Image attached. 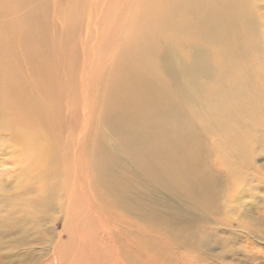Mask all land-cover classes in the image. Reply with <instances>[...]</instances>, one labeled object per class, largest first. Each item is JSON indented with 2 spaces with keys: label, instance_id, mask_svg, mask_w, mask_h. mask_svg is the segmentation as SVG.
Here are the masks:
<instances>
[{
  "label": "rangeland",
  "instance_id": "rangeland-1",
  "mask_svg": "<svg viewBox=\"0 0 264 264\" xmlns=\"http://www.w3.org/2000/svg\"><path fill=\"white\" fill-rule=\"evenodd\" d=\"M14 1L18 4L5 6ZM74 1L0 0V24L6 25L0 28V264H73V252L80 253L78 236L81 228L85 234L87 226L77 225L79 213L71 208V200L93 203L94 193L87 190L85 181V174L88 180L91 177L86 166L95 167L93 153L113 157L99 150L107 133L101 131V119L109 113L122 117L120 101L126 104L127 98L116 101L114 90L126 85L122 72L131 65L124 62V52L138 25L142 32L152 34L153 28L158 32L155 59H146L144 65L148 63L150 68L153 60L158 74L171 68L176 77L174 95L181 91L186 101L181 97L162 112L160 106H169L162 98L159 121L149 120V115L130 121L143 132L144 125L155 124L156 130L144 132L158 143L150 158L175 163L163 174L175 171L176 166L183 171L179 172L181 184L173 191L158 190L149 181L137 186L142 198L155 202L160 218L144 213L115 220L123 229L142 227L138 245L142 264H264V0H227L203 6L183 0V16L189 18V24H201L186 26L175 24L181 22L173 15L180 7L169 5V0H161L164 8L168 6L162 20L150 23L145 18L138 22L134 16L141 8H153L154 14H160L161 7L152 4L154 1L109 0V4L86 0L92 3L97 33L103 37H107V28L116 32L114 14H123L117 22L121 37L112 39L109 49L102 48L98 55L91 48L90 25L81 11L83 0ZM60 9L65 13L62 21ZM25 16H40V22L29 23L43 27L35 28L34 35H24L20 25L26 24L21 20ZM25 38L40 39L41 44L35 45L32 53L24 52ZM172 46L181 49L179 64ZM192 48L200 49L198 58L191 55ZM189 67L200 79L190 74ZM176 119L185 125L181 127ZM13 128L16 134L11 133ZM20 137H28L29 145ZM32 151L39 153L37 159L28 158ZM45 174L48 176L43 179ZM109 179L116 180L110 175ZM72 184L73 197L65 204L70 207L67 217L59 216L55 208H45V194L54 202L62 186L72 188ZM95 185L101 192L102 185ZM34 197L36 207H44V212L25 219L23 209L32 206L28 199ZM19 203H23L20 209L16 207ZM29 213L26 216L30 217ZM169 225L174 231L183 229L180 238L171 234ZM86 233L88 240V230ZM16 238L22 246L19 243L13 249L9 244ZM119 238L130 250L127 263L134 264L139 259L133 253L134 238L125 232L119 233ZM101 251L109 261L106 264H115L110 249L101 247Z\"/></svg>",
  "mask_w": 264,
  "mask_h": 264
},
{
  "label": "bare ground",
  "instance_id": "bare-ground-1",
  "mask_svg": "<svg viewBox=\"0 0 264 264\" xmlns=\"http://www.w3.org/2000/svg\"><path fill=\"white\" fill-rule=\"evenodd\" d=\"M21 1H23V0H21ZM27 1H29V0H27ZM34 1H37V0H34ZM106 1H109V0H106ZM194 1L198 5L203 6V5L208 4V3L223 4L227 0H194ZM5 2H6V0H4L3 3H5ZM74 2H76V0ZM151 2H153L152 4L161 7V13L156 15V14H154L153 8H150V9L145 10V11H143V9L141 8L140 11L134 16V19L136 21L140 22L144 18H145L146 22H149L150 20H156V19L162 20L165 12L168 10V6L166 8H164V6L161 4V0H151ZM169 2H170L169 5H177L180 7L179 10H177V12L173 13V15L177 16L181 21V22L176 21V23H175L176 25H181V26L201 25L198 21H194L192 24H189V18L183 16V12L185 11V9L182 8L183 0H169ZM71 3H72V0H71ZM108 3L111 4L110 1ZM12 4H18V3L16 1H14L13 3H6V5L5 4L4 5L6 7H9ZM72 4H74V3H72ZM87 4H89V5H87ZM2 6L3 5L0 3V7H2ZM236 8H238V6ZM29 9H31V8H29ZM81 11L85 14L87 22L90 25V32H91V36H92V37H90L91 38V48H92V50L97 51L96 55H98V53L102 50V48L104 50L105 49L108 50L110 44L113 43L112 39L118 40L121 37V35H122L121 26H120V23H117L121 19H123V14L121 12H117L116 14H114V17L109 15V17L113 18L112 20H113V24L116 27V32L110 31V30H112V28H107L105 30L107 32V34H106L107 37H105V36L103 37L101 35V33H97V29H96L95 21H94V16L92 14V3H86V0H83V6H82ZM8 13H9V11H8ZM64 14H65L64 10L60 9L61 21L64 18ZM143 14H144V16H143ZM6 17H8V16H6ZM39 17L40 16H37V17L25 16V17L21 18V20L23 22H26V24L20 25L24 29V35H27V36L34 35L35 34L34 29L35 28L39 29V28L43 27V25L40 23H38V24H35V23L30 24L29 23V22H33V21L40 22L41 17L40 18ZM212 18H213V16H212ZM228 18H229V16H228ZM210 19H211V17H210ZM210 19H209V22L211 23ZM228 20H230V19H228ZM234 20H235V18H234ZM157 22H159V21H157ZM166 22H167V20H166ZM231 22L233 23L232 19H231ZM210 23H208V24H210ZM227 23H228V21H227ZM171 24H173V22ZM229 24H231V23H229ZM154 25H156V24H154ZM210 25L215 26V27H221L219 24H210ZM235 25H237V24H235ZM151 26H152V24H151ZM3 27L6 28V25L4 23H1L0 28H3ZM132 34H133V37L129 40L128 47L124 52V56H125L124 62L126 64H130L131 67H128L129 65H127L128 68H123V72L121 71L122 77L124 78L126 85L125 86H117L114 90V98L116 101H118L122 96H125L127 98L126 104H124L122 101H120V105L123 106L121 108V112H120L122 117H118L112 113H109V114H104L103 119H101L102 123H103L101 131L104 130V132L105 133L107 132V133H106V138H104L103 142H101L102 145H101V149H99V150L101 153H104V152L110 153L113 157H110V158L107 156L99 157V155L97 153H93V155L91 156V160L94 162L95 167L86 166V169L89 170V174L91 177H90V180H88V178H89L88 174H85L87 178H85V177L84 178L86 181L87 190L90 189L94 193L93 203H88L87 199H85L83 202H79L80 199L77 200L76 198L71 200L72 201L71 208L75 212L79 213V217L77 218L79 223L78 224L76 223V224L77 225L86 224L84 226H87L86 231L88 230V235H89V239L86 240V237H85V236H87L86 231L84 234L83 228L80 229V233H79L78 240H77L78 246H76V247H77V250L80 248L82 251H80V249H79L80 253H78V252L74 253L73 252V259H72V260H74L73 264H77V263L78 264H85L87 262H88V264H103V262L105 263L106 255L103 254L102 251L100 252L101 247L108 248V250L109 249L111 250L110 255L114 259L115 264H130L131 262L127 263V260H126V254L130 250L128 248H126L125 246H123V242H125V241L122 240L121 238H119V233H123V232L126 233V236L134 238L132 242L136 248V251L133 253H134L135 258L138 257L139 259L134 261L133 263L134 264H142L140 252H139L140 246H138L141 244L140 237H142V234H143L142 233V227L123 229L120 227V226H122V223L119 221H116L115 219L122 220V218L124 216L137 217L138 215H143L144 213H153L156 218H157V215L159 217V214H157V210L155 208V202H152L150 200H145L146 198L145 199L142 198L141 194L138 192L139 189L137 188V186H141L143 181H149L150 183L155 184L157 186L158 190L159 189H168V190L173 191L172 188L178 187L181 184L179 172L183 171V167L176 166L175 171L169 172L168 174H163V170L166 167H168L171 164H175V163L173 161H165L164 162L161 158L159 160L150 158V151L153 148L157 147L158 143L155 139L149 138L144 132L151 133L154 130H156L155 124L152 122V123H149L147 125H144V127H143L144 132H143L138 128V126L134 122L130 121V119L144 120L143 119L144 116L149 115L150 116L149 120H155L156 119L159 121L158 118L161 117L160 110L162 112L168 111L170 109V107L173 105L174 101L181 99L182 93H181V91H179L178 94L174 95V93L176 92V87L174 85L176 77H175L174 72L171 68L165 67V69H163L161 71V73L158 74V70H157L153 60L150 61L151 62L150 66H149L150 68H148V66H146L148 63L144 65V62L146 61V59H148V60L149 59H155L154 47L156 44L159 43V40H157V34H158L157 30L153 28L152 34L149 31L142 32V28L138 25L136 31ZM181 34H183V32L180 33L179 35H181ZM194 35H197V32L194 33ZM23 43L25 44L24 52L29 51V53H32V52H34L33 47L35 45H40L41 40L39 39L37 41H33L31 39L25 38L23 40ZM171 50L175 55L177 63L178 64L181 63V49L177 46H172ZM6 52H10V51H6ZM190 53L194 58H198L200 56V49L192 48ZM94 57H95V55H94ZM133 61H135V63ZM132 64H133V67H132ZM40 65H41V63H40ZM122 65H124V64H122ZM188 71L190 72V74H193V76L196 79H200V75L195 73V69L193 67H189ZM18 94L20 95L21 93H18ZM21 98H23V97H21ZM162 98H165L166 102L169 103L168 104L169 106L166 109L165 108L163 109L162 106H160V101ZM24 100H26V98H24ZM185 101H186V98L182 97V102H185ZM159 106H160V110H158ZM33 112L34 111H32V113ZM99 116L101 117V114ZM122 118L123 119L124 118L129 119V120L123 121ZM182 118H184V117H182ZM120 121H123V124L119 125ZM177 122L181 127H183L185 125L182 120H177ZM238 125L240 126L241 123L238 122ZM14 130L15 129L13 128L11 130V133L16 134V131H14ZM240 130H238V131H240ZM124 133H125V135H124ZM235 133H237V131H235ZM240 134H239V136H240ZM246 135H248V134H246ZM213 136H215V135H213ZM225 137H227V136L225 135ZM236 137H234V138H236ZM230 138L232 139V136ZM20 139L23 140L24 144L29 145L27 140H30V139L28 137H20ZM225 139L227 142L230 140V139L227 140V138H225ZM236 139H238V138H236ZM100 140H101V138H100ZM100 140H99V142H100ZM6 145L7 144H5V146ZM173 145H175V143H173ZM220 147H221V144H220ZM98 148H100V147H98ZM163 148H167V144ZM5 151H7V150H5ZM232 151H233V149H232ZM171 152H172V150H171ZM173 154H175V152ZM38 155H39V153L37 151H32L29 153L28 158L31 157L34 160V159H37ZM176 155L178 156V154H176ZM180 159H182V158H180ZM65 170H67V169H65ZM71 170H72V168H71ZM201 172H202V170H201ZM77 174H76V176H77ZM108 174L110 176L116 178L115 182L110 181ZM47 176H48V174H45L43 176V179H45ZM74 180H76V179H74ZM70 182H67L66 184L71 185ZM96 183L97 184L100 183L102 185V191L101 192H98V188L95 185ZM56 184H57V182H56ZM57 185H59V184H57ZM69 185L68 186L64 185V187L62 186V190H61L62 192L60 191L61 194L59 193L60 197H55L54 202H53L52 196L51 195L48 196L46 194L44 195L45 199L43 200L44 203L46 204V206H45L46 209L48 207L49 208H55L56 213L57 214L59 213V216H62L64 218L67 217V215L69 214V210H70V207L69 206L66 207L65 204L66 203L69 204V202H71L70 199L73 197L72 195H73L74 184H72V188ZM83 185H84V183H83ZM45 187H46V185H45ZM63 188H64V190H63ZM79 190L81 192V189H79ZM87 190H86V192L89 194V191H87ZM140 190H141V188H140ZM154 190H156V189H154ZM56 194H57V192H56ZM101 197H103V198H101ZM83 198L84 197H82V199ZM28 201L32 204V206H29V207H26L23 209V214H24L25 219H31L33 216L37 215V212H39V214L41 212H44V207H38V208L36 207L37 198L34 197L31 199H28ZM74 201H75L77 207L74 205ZM22 204L23 203H19L18 205H16V207L18 209H20ZM159 210H160V208H159ZM27 212L31 213L30 217L26 216ZM55 218L57 219V217H55ZM70 218H71V216H70ZM56 219H55V221H56ZM162 223H164V222H162ZM73 225H75V224H73ZM163 225H165V224H163ZM172 226H174V224ZM172 226H170L169 228H172ZM66 230H65V232H66ZM52 231L54 232V230H52ZM75 231H78L77 227H76ZM170 232L172 235H174V236L178 235V237L180 238V235H181L180 233L183 232V229H178V230L174 231V227H173L170 230ZM187 233H190V232H187ZM76 234H77V232H76ZM235 234H236V232H235ZM57 235H58V233L56 232L55 236H57ZM58 236H60L59 240H61L62 239L61 234H59ZM174 236H172V237L174 238ZM170 237H171V235H170ZM57 240H53V242L57 241ZM185 240H186V238H185ZM191 241H193V240H191ZM10 242L11 243L9 244V246H12L11 248H13V249L16 246L18 248L22 243L21 239H17V238H16V240H11ZM19 243H20V245H19ZM65 245H66V248L68 249V245L67 244H65ZM60 248H61V244H60ZM184 249H186V248L184 247ZM61 252H60V259L62 258ZM107 252H109V251H107ZM182 252H184V251H182ZM188 253H190V252H188ZM55 255H57V254H55ZM122 255H125V258ZM171 258L172 257H170V259ZM131 259H133V258H131ZM176 259H178V258H175V260ZM179 261H180V259H179ZM61 262H62V260H61ZM106 262L107 263L109 262L108 259ZM157 262H153L152 264H157ZM171 264H172V262H171Z\"/></svg>",
  "mask_w": 264,
  "mask_h": 264
}]
</instances>
